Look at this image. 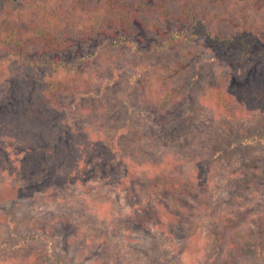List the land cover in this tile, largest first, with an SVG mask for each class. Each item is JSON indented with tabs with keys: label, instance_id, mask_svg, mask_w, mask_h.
I'll return each instance as SVG.
<instances>
[{
	"label": "trees",
	"instance_id": "obj_1",
	"mask_svg": "<svg viewBox=\"0 0 264 264\" xmlns=\"http://www.w3.org/2000/svg\"><path fill=\"white\" fill-rule=\"evenodd\" d=\"M255 58H264V0H0V178L30 183L51 167L76 173L95 147L109 146L111 159L145 173L133 180L147 191H136L147 211L129 224L158 227L171 244L167 217L177 218L183 252L203 250L200 222L173 200L198 198V187L205 194L217 166L237 157L243 177L234 187L264 189V70L214 80L204 79L203 64ZM147 117L158 128L146 131ZM202 120L211 134L198 131ZM5 216L0 264H69L33 218L14 209ZM213 234V254L195 264H244L264 249V218L226 240L231 252L217 227ZM159 252L163 264H187Z\"/></svg>",
	"mask_w": 264,
	"mask_h": 264
},
{
	"label": "rangeland",
	"instance_id": "obj_2",
	"mask_svg": "<svg viewBox=\"0 0 264 264\" xmlns=\"http://www.w3.org/2000/svg\"><path fill=\"white\" fill-rule=\"evenodd\" d=\"M172 57L173 54L168 53L147 61L154 64ZM262 66L264 58H255L252 63L237 59L219 67L203 64L204 79L219 80L229 73L238 74L250 67L257 71L264 70ZM112 92L119 96L118 92L122 91L113 88ZM156 120L152 119L155 124ZM152 121L146 118V131L155 125ZM198 125L199 132L212 133L213 124L211 129L207 120H202ZM202 138L203 135H198L193 144H198ZM183 146L193 150V145L186 143ZM108 149L109 146L95 147L76 173L51 167L45 175L30 183L16 179L7 182L0 178V225L6 218L5 213L12 209L19 217L33 218L36 226L55 241L58 253L64 254L69 264H163L162 260L156 258L159 251L163 254L161 258L168 260V263L182 259L187 264H195L201 259L206 261L207 256L213 254V229L218 228L223 248L230 251L226 240L237 241V231L245 234L260 217L264 218V189L251 193L234 187L243 177L242 161L239 157L226 159L217 166L213 176L215 181L208 191H204L205 194L202 193L203 188L198 187L194 194L200 193L198 198L182 195L178 201L173 200L174 208L180 204L181 214L187 212L184 215L189 214L191 219L200 222L199 240L206 245L203 250H199L201 244H196L191 253V250L183 252L184 243L177 230V218L167 217L171 244L158 235V227L146 229L129 224V216L141 217L147 211L139 207V195L136 193L139 191L145 195L147 191L135 186L137 179L133 180L136 176L144 178L145 173L139 172L141 169L127 161L111 159ZM141 158L137 156L138 160ZM259 184H264V181ZM257 188H262V185ZM205 202L207 205L201 210L200 204ZM186 204L188 207H185ZM69 212L73 214L71 224L56 221L59 215L66 216ZM161 215L164 216L163 211ZM219 217H222L223 226L221 223L215 224V219ZM243 260L244 264H264V249L256 257L245 256ZM221 261L219 259L217 264Z\"/></svg>",
	"mask_w": 264,
	"mask_h": 264
}]
</instances>
